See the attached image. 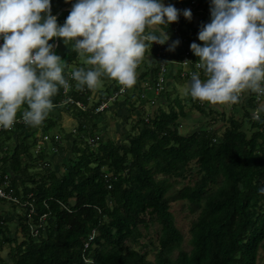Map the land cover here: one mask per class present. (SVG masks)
I'll return each instance as SVG.
<instances>
[{"label": "trees", "instance_id": "obj_1", "mask_svg": "<svg viewBox=\"0 0 264 264\" xmlns=\"http://www.w3.org/2000/svg\"><path fill=\"white\" fill-rule=\"evenodd\" d=\"M186 1L195 6L198 24L210 21V0H196L198 5ZM176 22L186 38L178 49L184 46L193 52L192 41L203 45L196 34L184 31L183 26L190 22L186 17L162 27L172 33ZM145 43L148 47L136 69L137 75L141 70L140 81L143 77L151 80L159 71L161 47ZM170 53L167 47L166 57ZM199 73L205 78L203 68ZM102 77L108 81L106 90H99V98L118 91L121 84L116 79ZM177 77L182 82L191 80L180 74ZM96 90L84 86L82 94L74 95L89 109L66 105L70 117L80 122L74 128L77 137L62 172L47 160L54 147L62 148L60 144L51 146L57 136L61 141L70 140L59 131L50 134L62 117L46 116L37 126L16 124L0 132V185L4 186L7 176L5 188L19 202L0 201L22 209L14 221L15 235L9 229L12 219L0 209V264H257L260 250L264 259V193L259 191L264 187V111L254 119L241 106L242 117H227L230 105L223 104L219 113L216 103L191 97L199 115L211 119L201 121L203 125L193 132L182 133L190 123L191 110H185L178 96L172 101L165 91L162 96L168 101V110L152 105L148 121L142 117L145 110L140 112L125 100L140 117L121 142L109 136L106 126L99 129L104 133L101 136L92 129H98L103 114L125 97L119 96L105 111L96 113L97 101L89 105L87 99ZM243 94L232 106L246 101L256 111L264 102L263 96L256 104L251 91ZM45 135L52 136L49 144ZM88 138L95 143L90 144ZM39 160L45 164L37 171ZM195 176L192 183L190 178ZM178 201L185 202L193 215L188 249L170 211L171 204ZM155 223L161 226L158 242L148 249L139 242L144 237L142 228L148 230ZM6 246L10 261L3 256Z\"/></svg>", "mask_w": 264, "mask_h": 264}, {"label": "clouds", "instance_id": "obj_2", "mask_svg": "<svg viewBox=\"0 0 264 264\" xmlns=\"http://www.w3.org/2000/svg\"><path fill=\"white\" fill-rule=\"evenodd\" d=\"M51 5L52 0H0V127L13 125L23 103L28 105L23 120L39 125L53 107L51 97L58 87H68L62 57L49 42L53 37H62L91 65L71 72L77 88L93 89L105 75L131 87L148 47L145 41L166 43L169 34L162 26L181 14L163 0H75L60 24ZM210 5L211 19L198 32L203 45L190 44L205 77L191 73L190 95L221 105L238 102L245 91L264 96V0H210ZM182 14L192 17L190 9ZM179 43L176 39L169 48ZM173 73L170 70L171 80ZM132 94L143 103L135 89L124 101ZM259 111H264V102L254 119L260 118ZM259 191L264 193V187Z\"/></svg>", "mask_w": 264, "mask_h": 264}, {"label": "rangeland", "instance_id": "obj_3", "mask_svg": "<svg viewBox=\"0 0 264 264\" xmlns=\"http://www.w3.org/2000/svg\"><path fill=\"white\" fill-rule=\"evenodd\" d=\"M193 3H195V5H198V2L195 0L191 1V4H193ZM68 14H69V12L64 13V15L60 18V20L65 19ZM174 28H175V26H174ZM183 29H184V26H183ZM177 31L179 32V35H180L181 31H180L179 27H178ZM171 34H172V38L174 41L175 37H174L173 32L170 33V35ZM57 38L59 39V41H61L62 37H57ZM176 47H177V45L175 46V48ZM150 52L152 53V51H150ZM150 55L153 56V53ZM81 60H84V59L81 58ZM65 69L66 68L63 69L64 75H66V72L68 71V69H66V70ZM184 69H185V67L182 66L181 63L177 62L175 64L174 82L172 83L173 80H171V77H169L168 81L165 84V90L169 93L172 101H174L173 99L176 96H178L183 101V103L185 105V110L186 111L191 110L192 114L189 117V118H191L190 123H188L187 125H184V127L182 128V130L184 132L181 131L182 133H188V132H193L194 130H196V128L198 126L203 125V122H205L207 119H211V118L207 117V116L206 117L200 116L198 113V110L195 109V107L192 103V100L190 99L192 96L190 95V93L188 91L191 80L188 82H184V81L182 82L181 80L178 79L177 74H181V72L184 71ZM104 85H105L104 79H103V77H101L100 83L97 85V87H95V89L105 91L106 87ZM134 85L137 87V90H138L137 93L141 94V92H143L148 97V99H146V103L145 102L140 103V101L138 102V96L132 94V96L129 100V103H131L134 108H136V106H137L140 110H141V108H143V109H146L147 112H150L151 111L150 107L153 104H160V105H162V108H164L165 110H168V103H167L168 101H167L165 96L161 95V93L155 94V93L151 92L150 90L146 89L144 87V85H139L137 82H135ZM175 88L177 90H174ZM163 100H164V102H162ZM121 102H122L121 104L117 105V107L121 108V110L120 111L117 110L116 107L108 110L105 114H103V117H104L103 118V124L101 122H98V126H99L98 129H92V133L95 132V130H96L97 135H99V136H101L102 134L104 135L103 131H102V133L99 132V129H101L102 126H106L107 132L108 131L110 132L109 136L113 137L115 140H119L122 142L127 138L128 133L131 131V129L133 128V125L137 122V119L140 116H138L137 111L131 110V108L127 107L126 102L124 100H122ZM242 103L244 105L241 104L239 107L238 106L237 107L232 106L234 104V103H232L230 105L229 110H227V117H230L231 115H235L236 118L242 117L243 116V113H242L243 108H241V106H245V108L247 110H249L253 116L254 110L253 109L251 110V108L249 107V103L246 101H243ZM217 105L219 106V108L216 109L215 111L220 113V111H222L224 109V105H221L219 103ZM204 108L206 110V113H208L209 112L208 107L205 106ZM65 109H67V107H64V106L61 109L62 118H61V121H59V124L50 129V134L52 136L55 135V133L58 131L61 132V134H63V135L70 136V140H67V139L64 140L62 137L63 141H61L57 136V139L61 143L58 140H56L51 145L52 147H54L56 144H60L62 146V148H59L57 150H56V147H54L55 148L54 151L51 152L49 154V156L47 157L48 162H51V164H53V168L57 169L58 172H62L64 170L67 155L69 156L71 154V151L68 152V150L70 148H72L73 141L77 137V136H75L76 134H75V132H73V130H74L75 126H78V123L80 122V120L77 121L76 119L69 117V115L67 114ZM24 110H26V109L18 110V114L20 113V115H21ZM116 110H117V114H115ZM119 113H121V115ZM143 114H142V117L145 116V112ZM208 116H212V115H208ZM220 118L221 117L218 115L216 117V120L220 122L221 121ZM201 121H203V122H201ZM218 124H222V123H218ZM221 128H222V125H221ZM72 132H73V135L70 134ZM51 135H48V136L51 137V139H52ZM89 136H90V132L88 131L87 137H89ZM106 136H108V135L106 134ZM51 139H49V140H51ZM29 140L31 141L32 137H30ZM49 140H47L48 144H49V142H51ZM88 141L90 144L95 143L93 138H88ZM14 144H16V140L13 138L11 145L13 146ZM38 164L41 168H39L38 170L35 169V171L36 170L39 171L40 169H42L44 164H45V161L39 160ZM195 180H196V176L190 178V181H192V183ZM183 184H184V182H183ZM183 184L181 183L178 186H182ZM0 209L7 211V213H8L7 217L12 219L13 223L12 222L10 223L9 229L11 231V235H15V233H17L18 230H16V228H14L15 227L14 221H16V219L19 217V215H21L22 209L18 206L16 208H12L10 203L4 202V201H0ZM170 211L173 212L175 217H176L177 228L184 235V246L186 247V249L190 248L189 245H187V244H188V238H189V227H190V224L193 220L192 219L193 215L189 214L186 203L183 201H178V202L172 203ZM160 229H161L160 223H155L154 225H150L148 230H145L142 228V231L144 233V237H142L139 242H143L144 244H146V248H148V249L152 248V244H156L158 242ZM34 231H36V230L34 229ZM19 239L22 240L21 238H19ZM7 250H9V248L7 246L4 247V252H7ZM261 251L262 250L259 251L257 264H264V259L262 258V252ZM4 258L7 259V261H10L9 256H8V252L5 254Z\"/></svg>", "mask_w": 264, "mask_h": 264}, {"label": "built area", "instance_id": "obj_4", "mask_svg": "<svg viewBox=\"0 0 264 264\" xmlns=\"http://www.w3.org/2000/svg\"><path fill=\"white\" fill-rule=\"evenodd\" d=\"M66 10H71V9L65 7L64 11H66ZM174 26H175V28L173 27V34L175 37L174 39L175 40L179 39L180 42L186 43V38H185L184 34L181 32V34L179 35V32L177 31L178 27L180 29L179 24H175ZM0 42H2V41H0ZM160 47H161V49L159 52V55H160V57H159V59H160L159 71L157 72L156 76L151 77L154 81L151 84L148 81H145L141 84V85H144V87L146 89L150 90L151 92H153L155 94H159L164 90L165 84L168 81V78L170 77L169 76V72H170L169 68H170L171 63L173 62L172 59L166 57L167 47L166 46H160ZM177 62L181 63L182 66L185 67L184 71H182L180 74L183 77L192 78L191 77L192 72H200V70H201V67L198 66V62L195 59L194 53L193 52L191 53L186 47L183 49L182 55L179 56V59L177 60ZM66 76H67L66 79L68 80V87L65 88L64 86H62V89H61L62 99L60 101V104L63 106L75 105L82 110H87L88 108L86 107V105L82 101L76 100L74 98L73 94L71 93V91L73 90L72 82L74 80V78L71 76V73L68 72ZM129 89L137 90V87L135 85H132L131 87H125V86L121 85L120 88L118 89V91L115 92L114 94L110 95L109 97L99 98L97 101V105L95 107V112L100 113V112L105 111L107 108H109L111 103H113L117 100V98L119 96H125V95L127 96V93H129ZM241 95H242V93H241ZM140 98L143 102H146V99H148V97L143 92H141ZM262 98H263V96L258 97L257 94L255 93V97H254L255 100L254 101L256 104ZM141 109H143V108H141ZM147 116H148V114H147V112H145L144 117H145L146 121H148ZM16 124H27V123L23 120L22 115H19V116L16 115V119H15L13 125L8 129L13 128ZM4 129L5 128L0 127V132H2V130H4ZM73 132H75V129L73 130ZM44 139L49 140V139H51V137H49L48 135H45ZM7 178H8L7 176H4V180H5L4 186L0 185V198L8 199V200H11L13 202H19V199L14 194V192L12 190L8 191L5 188V186L8 185ZM29 198H30V196L27 198V202H28Z\"/></svg>", "mask_w": 264, "mask_h": 264}, {"label": "crops", "instance_id": "obj_5", "mask_svg": "<svg viewBox=\"0 0 264 264\" xmlns=\"http://www.w3.org/2000/svg\"><path fill=\"white\" fill-rule=\"evenodd\" d=\"M74 2H75V0H52V5H51L52 13L57 16L58 23L62 24L65 21V19L60 20V18L64 15V13L67 12V11H64V8L65 7H72V4ZM163 2L165 4L171 3V4L175 5L178 9L181 10V14L179 15L178 19L185 18V16H183V14H182V10L183 9H190L191 10L192 17H191V19L188 18L190 20V22L187 25L184 26V31L185 32H189L192 35L196 34V36H197L196 39H198V32L200 30L199 26H201V24H198V20H197L198 17H196V15H195V11H196L195 8H194L195 6L191 7V5H189V3L186 0H163ZM173 24H175V23H173ZM147 31H148V29H147ZM172 41H173L172 34L170 35V33H169V40L166 43H164V44H160V43H157V42L153 43L151 41H148V42H151L154 45L158 44V46H166V47H168L170 44H172ZM49 42L53 43L55 45L54 48H53V51L55 53L59 54L62 57V63L64 64V68L68 69V71L66 72V75H67L68 72L71 73L74 69L79 68V67H85V68L91 67V65L86 64L84 60H81V58L79 57L77 51L73 47H71V44H65L63 42L62 38H61V41H59V39L57 37H55V38L53 37ZM201 42H203V41H201ZM181 48L178 49L176 47V48H174V50L170 49V51H172V53H170L168 58L172 59L173 62L171 63L169 70H173L174 71L173 74H175V64H176L177 60L179 59V56L182 55L183 49L185 47L181 46ZM188 50L190 51V49H188ZM194 55L196 56V54H194ZM139 72H141L140 69H139ZM139 72H138V75L136 76V82L139 85H141L143 82L148 81V79L143 77V79L140 81ZM66 75H65V78L67 77ZM103 79H104L105 83L108 81L105 78H103ZM173 82H174V80L172 81V83ZM76 83L77 82L74 79V82H73V89H74L73 96L75 95V97H76V95L82 94V92H83V88H77L76 87ZM61 88H62V85L58 87V91L51 97V99L53 101V107L49 110V113L47 115L50 118H57V117L60 118V117H62L61 109H62L63 105L60 104V101L62 99ZM91 90H93V89H91ZM98 92H99V89H97L96 92L92 91L91 94H90V97L89 96L87 97V99H89V101H90L89 105H92L93 102L98 101V98L100 96ZM121 103L122 102H120V103H118L116 105H113V108L116 107L117 110L120 111L121 108H118L117 105H119ZM217 104L218 103H216V105ZM64 107H66V106H64ZM86 107L88 108V105H86ZM27 108H28V105L26 103H23L18 110H21V109L23 110V109H27ZM65 110H66L67 114L70 117L69 112L71 110L70 109H65ZM16 114L20 115V113L18 114V111H17ZM39 133H40V129H37V134H39ZM14 139L16 140V135L14 136ZM4 253L6 254V252H3V254ZM5 254L3 256H5Z\"/></svg>", "mask_w": 264, "mask_h": 264}]
</instances>
